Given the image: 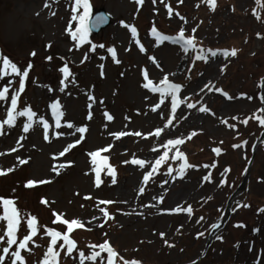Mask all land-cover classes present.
<instances>
[{
	"label": "rangeland",
	"instance_id": "374dc122",
	"mask_svg": "<svg viewBox=\"0 0 264 264\" xmlns=\"http://www.w3.org/2000/svg\"><path fill=\"white\" fill-rule=\"evenodd\" d=\"M46 2L50 8L44 7ZM205 3L156 0L153 4L151 0H144L138 5L134 0H90L93 11L104 8L111 15L112 23L96 36L90 34L86 41L77 43L66 31L70 24L73 31L76 26L71 20L70 0H0V55H6L21 70L29 63L33 65L25 78V92L18 99V110L30 106L50 124L49 141L43 139L42 126L22 132L26 117H18L13 127L4 126V134L0 135V153H3L0 170H15L0 176V196L18 198V206L37 216L38 225L61 230L58 224L52 223L53 211L64 214L63 218H78L84 223L83 228L73 230H79L78 237H86L81 242L74 240L75 260L64 257L66 249H59L62 241H58L54 250L60 252L62 264H79V251L86 257L100 251L90 248L88 242L101 243L105 239L125 259H136L141 264H264V211H261L264 209V138L256 143L264 133V125L257 118L264 119V0L260 3L217 0L214 10H209ZM165 4L172 7L171 16ZM121 21L137 28V38L146 48L145 53L139 51ZM152 27L164 30L169 36L178 35L183 28L185 35H194L197 47L208 53L206 60L195 59L196 52L185 53L180 45L170 41L163 42L160 51L155 46ZM193 28L195 33L191 31ZM49 43L51 48L46 49ZM99 44L105 47L92 49V45ZM225 46L235 48L237 55L225 57V50L232 51ZM108 47L115 49L119 64L107 52ZM209 50L216 51L217 55L212 57ZM32 51H36L35 57L30 55ZM157 52L162 56L164 73L175 74L169 75V80L182 85L178 98L187 96V101L179 104L175 113L171 112L170 97L161 103L159 93L140 87L142 69H149V78L154 83L163 78L160 70L147 59ZM49 55L53 56L51 62L45 60ZM58 56L67 59L76 81L68 83L63 93L59 91L63 74L58 69L64 62L56 59ZM9 79L12 88L8 99L0 102V121L7 118L12 89L18 90L19 77L11 73L0 79V88ZM205 84L209 88H204ZM48 87L53 91L48 92ZM224 93L233 98L227 99ZM88 94L94 100L89 101ZM54 99L60 100L65 112L59 129L55 128L49 107ZM187 103L195 104L196 108L188 109ZM157 104L159 108L153 112L151 109ZM202 106L210 111L199 112ZM89 111L90 120L86 119ZM104 112L112 115L113 120L108 121ZM169 115L173 117V124L159 137L155 136L154 129L163 128ZM67 122L87 125L88 131L81 144L70 149L65 157H59V152L79 137L75 128H67ZM122 131H140L143 135L119 138L112 135ZM58 132L63 134L57 136ZM149 132L153 135L147 136ZM193 132L196 134L192 135ZM172 138L184 139L180 151L195 167L178 175L175 170L183 161L169 159L144 182V169L132 165L131 160L154 163L158 154H163L162 144ZM109 145V150L101 156L109 157V164L116 170L117 183H111L105 168L101 170L103 183L97 188L96 166L91 164L87 153ZM217 147L224 152L214 157L211 152L215 153L213 149ZM13 148L16 151H11ZM173 154L175 149L169 156ZM54 156L57 158L53 159ZM21 159L28 163L21 165ZM68 161L73 162L71 166ZM202 161L208 167L200 164ZM60 164H65V168L57 175L52 168ZM168 165L174 170L171 174ZM206 175L209 180L203 179ZM28 179L50 183L27 189L24 184ZM141 187L145 189L143 193L139 192ZM85 196L91 199H84ZM42 198L49 204H41ZM101 200L114 203L100 204ZM188 206L193 209L191 215L185 211ZM100 208L108 211L109 217H103ZM226 215L224 226L210 236L213 225H218ZM94 216L100 219L92 220ZM200 217L203 220L197 223ZM201 232L203 236L199 235ZM217 235L221 236L220 240L216 239ZM70 237L74 239L72 233ZM17 238H22L21 232ZM49 240L42 230L34 237L37 244L46 245ZM165 240L174 246L168 247ZM30 248L34 256L27 255L26 259L28 264H33L42 257L46 247L33 248L30 244ZM101 257L104 259H86L85 264H106L107 253L101 252Z\"/></svg>",
	"mask_w": 264,
	"mask_h": 264
},
{
	"label": "snow or ice",
	"instance_id": "6c2138e0",
	"mask_svg": "<svg viewBox=\"0 0 264 264\" xmlns=\"http://www.w3.org/2000/svg\"><path fill=\"white\" fill-rule=\"evenodd\" d=\"M54 2H58V0H54ZM134 2L138 5H142L144 0H134ZM153 4H156V0H151ZM163 3L164 0H161ZM182 2V0H180ZM202 2H206L207 5L214 10L217 4V0H202ZM257 3H260V0H257ZM70 10L72 12L71 20L76 22L75 30L73 31L71 29V24L69 25L68 29L66 31L69 32L72 40L74 42H84L89 37L90 33L93 31V28L95 27L96 30H99L100 27H102L104 24L108 22V17L104 14L96 15L94 20L95 24H93V17H92V5L90 4V0H70ZM44 7L50 8L51 5L49 3H45ZM165 7L167 8V14L169 16L172 15L173 9L172 7L165 4ZM199 7V4L197 5ZM264 7V5H262ZM55 15V13H52ZM177 16H179V13H176ZM181 20H184L185 23L187 21L183 16H180ZM259 19V17H258ZM121 26L124 28H127L130 31L132 41L135 42V44L138 46L139 51L141 53L146 52V48L143 44H141L138 37V30L135 26L129 25L125 23L124 21H121ZM192 33L196 32V28H193ZM151 34L154 37L156 41V48L160 49L162 51L163 49L160 48L161 44L165 41H170L173 44L180 45L185 53H189L190 51H194L197 53L195 59L197 60H206L208 53L205 52L203 48L197 47V40L194 35H185V30L183 28L180 29L178 35L176 36H169L161 33L158 31L157 27L151 28ZM259 36V33L257 34ZM97 47L104 48V44L99 45H92V49L95 50ZM51 48V44L49 43L46 45V49ZM128 50V49H126ZM69 51H72V49H69ZM211 51V50H209ZM107 52L111 54V58L113 61L117 64L120 63V60L117 59V53L113 47H108ZM32 57H35L37 55L36 51H32L30 53ZM217 55L216 51H211V56L215 57ZM223 55L225 57L231 55L235 57L237 55V51L233 49L230 53L228 51H224ZM56 59H59L64 62V66L59 67L58 71L63 74V79L59 81L60 87L59 91L61 93L65 92L66 87L68 86V83L75 84V74L70 71V68L68 66V61L65 57L58 56ZM86 59V58H85ZM103 59V57H102ZM147 59L151 62V64L160 70V72L163 74V78H158L159 83H154V80L149 78V69L145 68L142 69L141 74L143 78V82L140 84V87L143 89L148 90L151 93H159L161 98V103L167 98L170 97L171 99V112L175 113L177 110V106L179 104L185 103L187 101V96H184L183 99L178 98V94H181L182 85L180 83H175L169 80V75H175L174 73H164L163 68V59L159 52L148 55ZM45 60L47 62H51L53 60V56L49 55L45 57ZM0 61H2V66H0V79H3L6 75L9 73L15 74L19 77L18 81V90L12 89L11 95H10V106L6 109V119H3L0 121V135H3L2 129L4 126L13 127L15 124V121L18 117H26L27 120L23 123L22 132L28 133L30 129H32L34 126L39 125L43 128V139L45 141H49L50 139V124L47 119H45L44 116H38L37 112L32 110L30 106H23L22 110H18V99L21 96L22 93L25 92V78L29 76V69L33 67L32 63H29L26 68L21 70V68L18 67L17 63L11 61L6 55H0ZM103 65H101V68ZM223 71V69H221ZM103 72H101V76L103 77ZM123 75V73H121ZM200 75H203L202 73ZM71 78V79H70ZM190 78V77H189ZM10 88H12V80L9 79L7 81V85L0 88V102H4L8 99V93ZM204 88H209V84H205ZM211 90V89H210ZM48 92H52L53 89L51 87L47 88ZM203 91V89H201ZM216 91H220L219 89H216ZM224 95L227 97V99L231 100L233 97L229 96L227 93H224ZM88 100L92 101L94 100V96L92 94H88ZM148 97H145V100H147ZM251 99V97H249ZM102 102V101H101ZM51 109V117L55 121V128L59 129L62 127V118L65 116V112L62 110L63 105L61 104L59 99H54L51 101L49 105ZM157 108H159V104H157L155 107H153L151 110L153 112H156ZM188 109H194L196 108V105L193 103H187ZM199 112L201 113H207L209 112V108L207 107H200ZM105 117L108 121L113 120V116L110 115L108 112H104ZM92 113L91 111L88 112L86 119H91ZM259 119V123L261 125H264V119ZM125 119H128L125 117ZM235 119V117H233ZM244 123L246 124L247 121L245 120ZM173 124V117L169 115L167 117V122L163 125V128L156 127L154 129V135L159 137L164 131V129H167L170 125ZM67 128L73 129L75 128V132L79 134L78 139L74 141V143L69 144L67 147L63 149V151L59 152V157H65L66 153L70 151V149H74L76 145L81 144L86 139L85 133L88 131L87 125L83 126H76L72 122H67L66 124ZM234 127V126H233ZM62 132L56 133L57 136L62 135ZM196 133L193 132L192 135H195ZM113 136L119 138L124 137L127 135H135L137 137H141L143 134L140 131H136L134 133H128V132H116L112 133ZM153 132L147 133V136H152ZM24 137H21L23 139ZM146 138V137H145ZM19 142V141H17ZM184 143L183 138H172L167 139L166 143L162 144V147L164 149L163 154H158V158L154 160V163L152 161H146L145 159H132L131 164L132 165H138L140 168L144 169L143 173V181L148 182L150 178L153 176V174L157 171V169L162 165L166 164L169 159L176 161H183V163L180 164L179 168L176 169V173L178 175H181L184 173V171L190 167H195L194 165H191L187 162V158L185 157L184 153L180 151V146ZM240 145H234L233 147H239ZM111 145L108 147L100 148L98 150H94L91 152H88L87 155L91 158V164L96 166L95 167V186L99 188L103 181L101 180V170L107 169V176L111 178V183L116 184V170L109 164V157L108 156H101V153L107 152ZM175 149V154L169 156V153ZM11 151H16L15 148L11 149ZM155 151V150H154ZM213 151L217 154L221 152V149L219 147L214 148ZM0 155H3V153H0ZM57 157L54 156L53 159H56ZM19 163L21 165H25L28 163L27 160L21 159L19 160ZM73 162L68 161V166H71ZM124 164H128L129 161H124ZM146 163L148 167H146ZM204 167H208L205 165ZM215 167V165H213ZM65 168V164H60L58 167L56 165L53 166L52 171L55 172L57 175L60 174V170ZM150 169V170H149ZM14 168H8L6 171L0 170V176L7 175L8 173L13 172ZM173 168L168 165V173H173ZM225 171H228V169H225ZM88 173H85L87 175ZM176 177L173 176V179ZM204 180H209V176H204ZM50 183L48 180H34V179H28L24 187L27 189H32L36 187L39 184H46ZM167 183V181H165ZM223 183V181H222ZM145 191L144 187H141L139 189L140 193H143ZM15 193V189H13V194ZM84 199H91L90 196H85ZM208 199H212V197H208ZM40 203L43 205H48L49 202L42 198L40 200ZM100 204H112L114 203L111 200H101L99 202ZM83 207V206H82ZM145 207H150V205H145ZM244 207H248L247 204L244 205ZM99 211L103 214V217L107 218L109 217V212L106 211L104 208H100ZM185 211L189 215L193 213V209L191 206H188ZM261 211H264L262 209ZM52 215L55 217V220L52 221L53 224H58L60 226L61 230H54L51 227L48 226H42L38 225L37 217L33 214L27 213L20 209L18 207V198L14 197V195H11L9 197L0 196V246H2V254H0V264H28L26 256L31 255L34 256V251L30 248V244L32 247H46V251L43 253L42 257L39 260H34L33 264H62V262L59 260L60 252L54 250L57 245L58 241H62L58 245L59 249H66L64 252V257H72L74 260L75 257L72 256L73 250L76 248V242L74 239L70 237V234L73 233L74 229H80L84 227V223L78 219V218H63L64 214H58L57 212L53 211ZM100 217H92V220H99ZM200 220H203V217H200L199 220H197V223L200 222ZM22 221L25 223L22 224ZM89 224H91V220L88 221ZM64 226H66V230H64ZM99 227L103 228L104 224H99ZM242 226V225H238ZM18 227L21 230L22 238L18 239ZM219 225H213V229H218ZM42 230L43 233H46L47 237L50 238L49 242L45 245L43 243L37 244L34 241V237H37L38 231ZM212 234V233H210ZM105 236H107V233H104ZM161 237L164 236V233H160ZM200 236H203L204 233H199ZM217 240L221 239V236H216ZM165 244H167L168 247H173L174 245L169 244L167 240H165ZM15 246V247H14ZM239 245H237L238 247ZM92 248H96L97 245H92ZM98 248L100 251H93L90 255L87 257L85 256V253L83 251H79V264H85V260L89 261H95L98 257L103 260L104 258L101 257V252L107 253L106 258V264H141L140 261L136 259H125L123 256L120 255V253L114 249L110 245V242L105 239L102 243L98 244ZM24 253V254H22Z\"/></svg>",
	"mask_w": 264,
	"mask_h": 264
},
{
	"label": "water",
	"instance_id": "95a60500",
	"mask_svg": "<svg viewBox=\"0 0 264 264\" xmlns=\"http://www.w3.org/2000/svg\"><path fill=\"white\" fill-rule=\"evenodd\" d=\"M99 14H104L105 16H107L108 17V22L106 23V24H104L102 27H100L99 28V30L100 29H102V28H105L106 26H108L109 25V23H110V18H109V16L105 13V11L104 10H99L97 13H95V15L93 16V24H95V20H94V18H95V16L96 15H99ZM99 30H96L95 29V27L93 28V33H97Z\"/></svg>",
	"mask_w": 264,
	"mask_h": 264
}]
</instances>
